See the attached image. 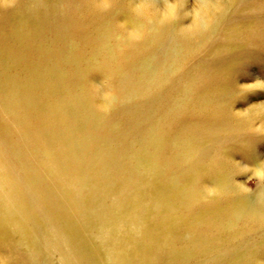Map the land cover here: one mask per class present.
<instances>
[{"label":"bare ground","instance_id":"1","mask_svg":"<svg viewBox=\"0 0 264 264\" xmlns=\"http://www.w3.org/2000/svg\"><path fill=\"white\" fill-rule=\"evenodd\" d=\"M119 1L65 0L57 12L45 15V24L36 13L40 0H0L13 16L29 13L43 21L35 34H28L25 25L11 30L25 43L19 42L22 49L5 50L11 57L0 66L4 67L0 72V228L20 232L42 264H52L56 256L58 264H159L164 252L163 210L168 208L164 184H179L176 169L188 170L196 164L191 139L196 140L201 135L197 131L206 127L204 117L226 113L223 103H212L209 97L197 102L189 85L174 91L176 85H169L170 80L163 84V71H174L193 56L192 48L206 45L213 33L211 15L218 14L220 0H194L192 12L185 9L187 0ZM190 16L191 23L183 25ZM212 40L207 47L216 43ZM182 44L188 48L184 50ZM175 92L185 96L173 98ZM168 96L172 97L167 100ZM256 109L264 106L252 110ZM206 186L196 183L182 190L181 196L190 203L204 201L212 192ZM212 223L203 228L210 229Z\"/></svg>","mask_w":264,"mask_h":264},{"label":"rangeland","instance_id":"2","mask_svg":"<svg viewBox=\"0 0 264 264\" xmlns=\"http://www.w3.org/2000/svg\"><path fill=\"white\" fill-rule=\"evenodd\" d=\"M47 1H49L50 3L49 2L47 3ZM62 1H65V0H40V2L38 3V8H37L36 13L40 16V18L45 23V20H44V19H46L45 15H47L49 12L51 14H53V11H54V13H55V11L57 12L58 11L57 7L62 3ZM131 1L136 2V1H140V0H121L119 2H131ZM169 1L173 4L174 2H180L181 0H169ZM164 2H165V0H163V4H164ZM245 2H246V4H248L247 5L248 7L246 6V4H244ZM229 3L230 4H227L226 0H220L218 3L219 7H220L218 14L215 11H214L215 14H213V12H212L211 29L213 28L212 29L213 33H212V35H209L211 38L207 37L206 42L209 43V41L213 39L211 43L212 44L214 42L217 43V44L215 43L213 45L214 48L211 47V44L207 47V43H206V45L203 43L202 46L197 47L198 49L196 48V50H195V48H192L193 56L189 57L187 59L188 61L185 59L183 61L182 66H175L174 68H172V70H174V71H172L170 73H165L163 71V81H164L163 84L165 82H168V80H170L171 84H169V85H176L175 86L176 89L174 88V91H177V88L182 89L183 87H186L187 85H189L190 87L193 88L192 92L190 94L193 95V98H195V100L197 102L200 99L199 97H205V98L209 97V98L213 99L212 103H218V102L223 103L225 106L224 111L226 112L224 115H226V116L214 115V117H210L208 115L207 118L204 117V121H207V125L205 128L201 127L197 131L202 136H204V138H201L200 137L201 135H200L196 138V140H195V138L191 139V142L194 145L195 150L192 147L193 150H191V152L190 151L189 152L190 153L193 152L191 156H192V160H194L196 164L193 166V168H190L188 170H186V166H181L179 164L181 166V168L178 167V169H176L179 171L177 176H176V179H178L179 184H175V185L164 184V186H167V189H165L163 199L165 201V205L168 208H166V210H163V242H164L163 243V251L164 252H163L162 259L160 260V262L158 261L159 264H182V262H183V264H186V262H187V264H200V262H201V264H211V263L212 264H245V263L247 264V262H248V264H261L260 260L262 261V264H264V262H263L264 261V241H262V239L264 240V238H263V234H264V109H262L261 111H258L257 109H256L257 111L252 110L257 106H264V48L262 47V45L264 46V37H263L264 36V26H263L264 25V3H263V0H257L254 2H251V0H237V1L233 0V2L230 1ZM251 3L252 4L254 3V4L251 5ZM194 5H195L194 0H187V4L185 5V9L187 10V12H192L191 10H193ZM117 7H119V6H117ZM227 12H229V13H227ZM9 14H11V15H9ZM13 15L14 14H13L12 10H10L9 8H5V6L3 7V5L0 6V33H1L0 34V66H2V63L4 61L3 59H5L6 57H7V59L11 57V56H9L10 54L6 53L7 50H10V51L15 50L16 51L18 49H22L21 43H19V42H22L23 44L25 43L24 41L19 40V37L17 38V35H15V38L13 37L14 35H12V34H14L13 33L14 30L16 28H19L21 25H25L27 31H29V33L27 32L28 34H30V32H31V34L32 33L35 34L36 29L43 22L42 20L39 21V20L35 19L29 13L15 14L16 17ZM240 15H242V16H240ZM27 16H29V17H27ZM32 19H34L35 21ZM190 20H191V16L184 20L183 25L188 26L191 23ZM13 22H15V24ZM214 22H216V23H214ZM257 22L259 24H257ZM10 24H12L11 27H10ZM217 26H219V27H217ZM226 27H227V29H226ZM32 28H34V29H32ZM255 28H257V30ZM216 30L218 31L217 32L218 34H216ZM10 32H11V35H10ZM250 32H252V33H250ZM256 33H261V34H257V37H256L255 36ZM219 34L222 37L218 36ZM34 36H36V35H34ZM208 39H210V40H208ZM13 43L15 46L13 45ZM182 45L184 47V50L186 48H188V47H185V44H182ZM204 47H206L207 49ZM163 51H165V49H163ZM194 51L196 54L194 53ZM172 60H175V59H172ZM200 62H202V63H200ZM192 63L193 64L195 63V65L193 66ZM196 63H198L199 66ZM0 69H1L0 72L4 71V67L3 68L0 67ZM16 71H17V69H15V72ZM211 76H212V78H210ZM209 80H210V82H209ZM176 81H178V82H176ZM189 86H187V87H189ZM149 91H150V89H149ZM171 95L173 96V98L174 97H180L177 95L185 96L184 94L176 93V92H175V94H171ZM172 96H168L167 100L169 98H171ZM226 97H228V98H226ZM225 102H227V103H225ZM187 110H189V107L186 108V110L182 111V112H187ZM248 110H249V113L247 114ZM252 112L255 114H251ZM240 117H243V118H240ZM246 119H248V121ZM218 120H220V121L223 120L224 122H222V121L220 122ZM231 120H234V121H231ZM242 120L245 122H243ZM216 121H218L220 123H218ZM225 121H227V122H225ZM235 122L237 124H235ZM241 122L243 124H241ZM187 123H188V119L186 121L182 122V124H187ZM215 124H217V125H215ZM228 125H229V127H228ZM224 126H227L228 128L224 127ZM243 127H245V128H243ZM223 128L228 130V132L226 130H224ZM232 128H234L233 131L231 130ZM252 129H255V130L252 131ZM225 132H227V133H225ZM231 133H233V134H231ZM169 134H170V131L167 133V135H164V136H167V137H165V139L166 138L168 139L170 137ZM248 136H250V137H248ZM204 139L207 140L208 142L205 141ZM187 140L188 139H186V141ZM193 140L195 142H193ZM209 140L211 142V145L209 143ZM226 140H227L228 144L225 142ZM244 140H245V142H244ZM204 141L207 142V145ZM217 144H219L220 147H218ZM196 145L199 149H196ZM225 145H226V147H225ZM204 146H205V148H204ZM208 146H209V149L206 150V148ZM200 148H201V152H199ZM224 148H226V149H224ZM196 150L199 152V154ZM194 151L196 153H194ZM215 151H216V153H215ZM212 152L214 154H216L217 156L214 155ZM210 154H211V156H210ZM195 155H197L196 158L194 157ZM210 159H212V160H210ZM221 160H222V162H221ZM215 161H217L219 164H217V162H215ZM231 162H234L235 165L232 164ZM203 163H204V165H203ZM211 164H212L213 168H212ZM202 166H203V168H202ZM229 166L231 167L232 171H231ZM238 166H240V167H238ZM201 171H203V172H201ZM226 171H228V173ZM174 172H175V170H174ZM176 173H177V171H176ZM200 173H202V176ZM203 173H204V175H203ZM193 175H195V176H193ZM215 175H217V176H215ZM226 175H227V177H226ZM196 177H199V180L201 183L197 182ZM230 177L232 179H230ZM227 179H228V183H227ZM188 180H189V182H188ZM207 180L209 181V183ZM225 180H226V182H225ZM229 180H230V183H229ZM215 181L217 182L218 185L216 184ZM187 182H188V185H187ZM203 182H205L204 186H202ZM196 183H198L201 188H203L207 185L206 187L210 188L212 191L211 194L206 193L207 194V196L205 198L206 201L203 199L204 201H202V200L201 201H193L192 203L186 202L185 200H183V198L181 196L182 190H185V188L186 189L190 188ZM206 183H208L210 186H208V184H206ZM224 185H226V187ZM232 186H234L235 188ZM212 188H214V189H212ZM215 188H217V189H215ZM245 188L247 189V191ZM224 189H228L229 193L224 191ZM214 191H215V193H214ZM219 191L222 193H220ZM233 192H234V194H233ZM238 192H239V195H238ZM212 193H213V195H212ZM223 195H225V196H223ZM220 197H221V199H220ZM262 198H263V200H262ZM209 199L211 201H208ZM212 199L214 200V202L212 201ZM251 199H252V201H251ZM240 202L243 205H241ZM202 204H204V205H202ZM234 204H236V205H234ZM227 205H229L230 207L229 206L227 207ZM248 205H250V206H248ZM260 205H261V207H260ZM213 206H215V207H213ZM216 206H218V207H216ZM237 207H238V209H236ZM187 208H189V209H187ZM201 208L203 210H201ZM214 208L215 209L217 208V209L215 210ZM221 208H222V210H221ZM227 208L230 210H228ZM232 208L234 209V211L232 210ZM240 208H241V210H240ZM255 209H257L259 212ZM231 211L233 213H231ZM237 211L239 214L241 213L239 216L237 215L238 214ZM260 212L262 213V215L260 214ZM196 213H197V215H196ZM190 214L192 216H190ZM222 215L226 216L227 219L224 220L225 217ZM228 215H230L231 217H229ZM207 216H208V218L211 219L210 221H209V219L207 220ZM184 217H186V218H184ZM229 218H232L233 220L229 219ZM228 220H230V221H228ZM194 221H196V222H194ZM211 221L213 223L215 222L214 224L212 223V225H210L211 230L209 228H203V227H205V225L208 227ZM219 222L221 225L219 224ZM246 225H247V227H246ZM211 226H213L215 228V230ZM252 226L253 227L255 226L256 228L254 229ZM261 226H262V228H261ZM197 228H199V230ZM207 229H208V232L205 231ZM256 230H257V232H256ZM194 231H196V233ZM234 231H236V232H234ZM171 232L174 234V236ZM174 232L175 233L178 232L177 235H175ZM202 232H204V233H202ZM169 233H171V234H169ZM191 233H192V236H191ZM246 234L250 235L251 237H249ZM253 234L254 235L257 234L258 236L257 235L254 236ZM190 236H191V238H190ZM202 236H205V238ZM206 236H209V237L207 238ZM239 236H241L242 238ZM158 238H160V236H158ZM187 238H189V239H187ZM192 238L194 241L192 240ZM170 239H171V241H170ZM196 239H197V241H196ZM211 239L213 241H211ZM255 239H258V240H255ZM18 240H20L21 242ZM22 240H23V238L21 237L20 232H12L11 230H6V229L0 228V264H40L41 263V260H42L41 257H39L38 255L33 253L34 247L33 248L31 247V249H30L28 247L30 245L27 244V241L23 240V242H22ZM206 240H207V242H206ZM244 240H246V242ZM168 241L170 243H168ZM204 242L206 244H203ZM242 242H244V243H242ZM198 243H200V244H198ZM232 243H234V244H232ZM212 244H213V246H212ZM254 244L256 247L252 246ZM186 245H188V246H186ZM195 245H196V247H195ZM25 246L28 248V250ZM31 246H33V245H31ZM229 246H230V248H229ZM201 247H203V248H201ZM188 248H189V250H188ZM233 248H234V250H233ZM250 248H251V252H250ZM234 251L236 252V254ZM256 251L258 253H256ZM197 252L199 253V255ZM178 254L181 257H179ZM228 256H230V260H229ZM232 256H233V258H232ZM195 257H197V258L195 259ZM216 257H217V259H216ZM58 258L59 257L56 256L55 259L52 261V264H55V262H56V264H58L57 263ZM187 259H188V261H187ZM228 260H229V262H228Z\"/></svg>","mask_w":264,"mask_h":264}]
</instances>
